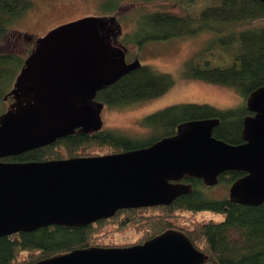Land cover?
Returning a JSON list of instances; mask_svg holds the SVG:
<instances>
[{
  "label": "water",
  "instance_id": "1",
  "mask_svg": "<svg viewBox=\"0 0 264 264\" xmlns=\"http://www.w3.org/2000/svg\"><path fill=\"white\" fill-rule=\"evenodd\" d=\"M264 2V0H258ZM113 17L85 16L37 38L24 60L13 102L0 115V237L49 225L81 227L117 210L169 204L191 189L184 177L211 186L220 173L246 174L229 187L232 202H264V86L245 104L242 139L229 144L212 135L217 118L181 123L173 135L139 148L61 159L1 160L46 146L79 131L101 130L99 90L137 68L111 43ZM207 255L180 230L142 243L89 246L33 264H203Z\"/></svg>",
  "mask_w": 264,
  "mask_h": 264
},
{
  "label": "trees",
  "instance_id": "2",
  "mask_svg": "<svg viewBox=\"0 0 264 264\" xmlns=\"http://www.w3.org/2000/svg\"><path fill=\"white\" fill-rule=\"evenodd\" d=\"M113 1L115 9L119 0ZM139 1H170L180 12L153 10L142 13L135 23V31L128 36L129 41L141 46L147 41L208 34L206 44L185 62L184 77L229 86L242 97L243 102L227 109L204 103L173 104L139 121L140 127L146 129L142 137L110 130L93 133L76 131L46 146L1 160L26 162L98 155V150L102 148L107 149L106 153L131 150L173 135L181 123L209 118L219 120L212 131L214 137L229 144L243 142V119L248 114L245 101L254 90L264 86V2ZM30 5V0H0V36L7 34L8 22ZM29 38L31 36L28 34L22 36V42L26 44L24 53L12 47L0 50V115L7 109L4 100L11 97L13 101L9 93L14 89L24 60L35 46L28 42ZM172 84L173 78L169 73L144 64L99 90L95 99L105 106L117 107L158 97ZM242 173L238 170L224 171L218 176L219 183L229 185ZM182 180L189 183L191 189L162 206L157 211L161 213L159 215H149L146 209L117 210L112 217L81 227L49 225L34 231L1 236L0 264H33L42 258L75 248L103 246L100 245V237L130 228L141 234L137 243H142L165 231L174 217H178L177 221L183 224L185 212L196 214L199 211H210L220 216L219 220L183 224L188 227L184 232L193 245L207 255L203 264H264V202L250 206L232 202L227 197L213 199L207 196V186L201 179L184 177Z\"/></svg>",
  "mask_w": 264,
  "mask_h": 264
},
{
  "label": "rangeland",
  "instance_id": "3",
  "mask_svg": "<svg viewBox=\"0 0 264 264\" xmlns=\"http://www.w3.org/2000/svg\"><path fill=\"white\" fill-rule=\"evenodd\" d=\"M30 2L31 5L28 9L12 18L6 25L7 34L4 37L0 36V50L12 47L19 53H24L26 44L22 42V36L25 34L31 36L28 42L35 44L37 38L44 36L49 30L61 24L85 16L113 17L116 19L115 29L118 35L113 41L111 40V43L114 46L117 45L116 47L119 46L118 48L123 46L126 51V60L130 62L137 57L140 65L147 64L157 71L166 72L172 76L173 84L158 97L117 107H108L103 104L100 112L101 130L142 137L145 135L146 129L140 127L139 121L144 116L164 107L179 103H204L218 109H227L236 107L243 102L242 97L229 86L184 77L185 62L206 44L208 34L147 41L141 46L129 41L128 36L135 31L133 30L135 23L142 13L153 10L180 12L173 2L119 0L115 9L113 0H30ZM11 102H13L11 97L4 100L5 109L10 106ZM98 151L100 154H105L107 149L102 148ZM228 188V184L220 182L205 187V192L213 199H222L228 197ZM153 211L145 212L152 213ZM209 219L219 220L220 216L210 211H199L196 214L185 212L183 224L191 225ZM133 229L117 230L106 237H100V245H121L138 241L141 234Z\"/></svg>",
  "mask_w": 264,
  "mask_h": 264
},
{
  "label": "flooded vegetation",
  "instance_id": "4",
  "mask_svg": "<svg viewBox=\"0 0 264 264\" xmlns=\"http://www.w3.org/2000/svg\"><path fill=\"white\" fill-rule=\"evenodd\" d=\"M110 18V17H109ZM117 26V23H116V19H114V21L113 22H111L110 20H109V23H108V26H107V29H112V31L111 32H109V31H104L105 33L106 32H108L109 34H110V38H111V40L113 41L114 39H115V37L118 35V33H117V31H116V29H115V27ZM114 44H115V41H114ZM117 46V45H116ZM119 47V46H118ZM122 49H123V52H124V55H125V60H126V51H125V49L123 48V46H122ZM137 58V57H136ZM135 58V59H136ZM134 59V60H135ZM133 60V61H134ZM126 62H129V61H127L126 60ZM130 62H132V61H130ZM248 115H253V113L251 112V111H249L248 110V114H247V116ZM77 131V130H76ZM79 132V131H78ZM244 174H246L245 172H243L242 173V175H244ZM181 182H184L182 179L180 180ZM202 181V180H201ZM184 183H187V182H184ZM219 183V180H218V182L216 183V184H218ZM204 184V183H203ZM205 186H208V185H206V184H204ZM230 185L231 184H229V187H230ZM228 194H229V188H228ZM228 198V197H227ZM170 204V203H169ZM166 204H159V205H155V206H150V207H139V208H128V209H146V211L147 210H149V211H151V210H154L152 213H147V214H149V215H159V214H161V213H159V212H157V211H159L160 209H161V207L162 206H165ZM168 205V204H167ZM121 210H127V209H121ZM177 219H178V217H174L173 218V220H172V224H171V226H168L167 228H165L166 230L167 229H175V230H180V231H183L184 232V230L185 229H187L188 227L186 226V225H183V224H180L178 221H177ZM181 219V218H180ZM185 233V232H184ZM133 244H138L137 243V241H132L131 243H126V244H121V245H114V246H127V245H133Z\"/></svg>",
  "mask_w": 264,
  "mask_h": 264
}]
</instances>
